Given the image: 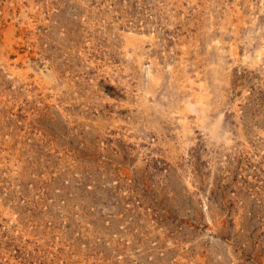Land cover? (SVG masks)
<instances>
[{
    "label": "rangeland",
    "instance_id": "rangeland-1",
    "mask_svg": "<svg viewBox=\"0 0 264 264\" xmlns=\"http://www.w3.org/2000/svg\"><path fill=\"white\" fill-rule=\"evenodd\" d=\"M0 264H264V0H0Z\"/></svg>",
    "mask_w": 264,
    "mask_h": 264
},
{
    "label": "bare ground",
    "instance_id": "bare-ground-1",
    "mask_svg": "<svg viewBox=\"0 0 264 264\" xmlns=\"http://www.w3.org/2000/svg\"><path fill=\"white\" fill-rule=\"evenodd\" d=\"M200 89H201L202 91L204 90L203 87H200ZM202 100H203L202 98H199V99H198L197 104H198L199 106H202V105H203V101H202ZM186 108H191V105L187 104V105H186Z\"/></svg>",
    "mask_w": 264,
    "mask_h": 264
}]
</instances>
